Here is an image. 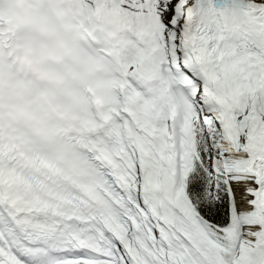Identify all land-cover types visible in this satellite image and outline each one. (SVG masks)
I'll list each match as a JSON object with an SVG mask.
<instances>
[{
  "label": "snow or ice",
  "instance_id": "obj_1",
  "mask_svg": "<svg viewBox=\"0 0 264 264\" xmlns=\"http://www.w3.org/2000/svg\"><path fill=\"white\" fill-rule=\"evenodd\" d=\"M0 264H264V0H0Z\"/></svg>",
  "mask_w": 264,
  "mask_h": 264
}]
</instances>
